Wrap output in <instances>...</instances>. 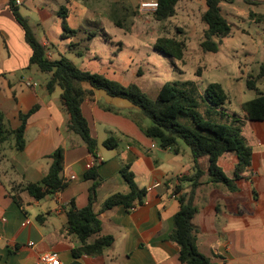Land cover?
<instances>
[{"label":"crops","instance_id":"0c3cea01","mask_svg":"<svg viewBox=\"0 0 264 264\" xmlns=\"http://www.w3.org/2000/svg\"><path fill=\"white\" fill-rule=\"evenodd\" d=\"M139 1L92 0V5L90 1L65 0L68 6L75 7L74 11L67 8V22L78 34L92 33L95 39L98 34L86 33L84 28L89 24L85 23L87 18L96 15L104 20L101 26L123 29L122 20L130 15L131 9L137 8ZM98 2L108 4V9L96 10ZM23 4L21 0L18 9ZM70 19L81 22L78 26L70 25ZM100 32L103 40L111 43L104 28ZM39 43L48 49L46 38ZM118 44L122 46L121 41ZM30 57L31 49L8 7V0H0V116L4 127L17 129L19 114L38 105L26 124L24 149L16 151L12 138L0 145V264H37L40 256L49 252L56 253L63 264L74 261L72 250L81 244L67 231L66 213L70 203L77 209L89 204L94 181L84 178L88 164H96L100 179L92 209L99 216L101 234L112 235L114 243L101 256L81 255L78 262L108 264L110 258H120L124 264H181L178 248L169 241V235L179 208L177 198L190 190V184L180 178L194 174L187 148L177 155L159 148L136 124L137 108L126 100L93 90L92 96L82 101L81 111L97 142L94 160L80 137L66 129L68 116L60 103V88L47 93V76L29 65ZM64 57L78 67L75 57H81L71 52ZM82 87L90 89L87 84ZM243 103L239 113L228 109L227 112L241 121L242 136L252 150L250 167L234 180L236 157L233 153L222 155L218 166L235 182L237 190L229 192L208 184L207 176L203 175L194 197L198 210L193 219L198 231V251L214 264H264V122L246 120L241 109ZM142 125L147 126L145 121ZM109 137L116 139L115 149L103 146ZM58 148L63 149L61 176L68 186L37 201L26 186L41 182L49 170L50 156ZM123 164L130 166L136 186L146 190L144 203L130 211L118 206L101 212L108 197L129 191L119 173ZM207 164V158L199 161L202 171Z\"/></svg>","mask_w":264,"mask_h":264},{"label":"trees","instance_id":"16d2710c","mask_svg":"<svg viewBox=\"0 0 264 264\" xmlns=\"http://www.w3.org/2000/svg\"><path fill=\"white\" fill-rule=\"evenodd\" d=\"M156 1L158 9L154 19L161 22L175 15L176 7L181 0ZM223 2L231 4L232 0H204L205 10L200 16L204 30L199 44L203 52L217 53L222 40L229 37L231 33L232 25L222 14ZM8 7L22 27L24 41L31 49L29 65L36 66L47 76L45 84L47 93L51 94L56 87L60 88V103L68 116L66 129L80 137L94 160L97 158V142L91 135L81 111L82 101L90 98L93 90H100L110 97L126 100L137 108L136 124L146 137L158 143L159 148L176 155L187 148L194 174L191 177L180 178L190 184V190L177 198L179 208L173 216V228L169 241L178 248V260L181 264H214L198 251L196 243L198 231L193 224V219L198 212L194 206V197L200 185L198 180L206 175L208 184L235 192L237 190L235 182L224 174L218 166V160L227 153L235 155L234 180H237L250 167L252 157V150L242 136L241 121L234 114L230 115L227 112L226 107L230 104V98L222 86L217 83L209 84L199 96L191 82L165 83L157 92L155 99L151 100L134 84L122 85L103 74L81 70L62 55L52 60L46 55L45 46L35 38L27 20L20 15L15 0H8ZM58 17L61 20L62 39L73 38L79 33L68 25L67 8L61 7ZM261 18L264 19V16L259 19ZM94 36L95 34H88L87 39L91 40ZM77 45L70 43L69 49L75 51V48L79 46ZM184 49V42L173 37H160L154 44L155 51L176 61L182 60ZM74 54L82 57L79 50H76ZM257 78L264 80V63L259 68ZM83 84H87L90 89H84ZM246 87L254 91L256 96L242 104L241 109L245 119L264 122V93L257 92L255 80L249 79ZM37 109L38 105L25 114H19L20 125L15 130L6 129L0 116V145L12 138L15 150L21 152L25 146L24 132L27 121ZM144 120H148L150 124L143 126ZM103 146L109 150L115 149L117 141L109 137ZM202 158L208 159L205 171H202L199 165ZM50 159L49 170L41 182L26 186V191L37 201L55 195L68 186V182L61 176L63 149L58 148ZM95 165H92L84 176L85 179L94 181L90 188L89 204L82 209H77L73 203H70L66 213L67 231L75 235L81 244L80 248L72 250L74 261L70 264H81L77 260L81 255L101 256L114 243L112 235L101 234L99 216L92 209L95 191L100 181ZM119 173L129 191L108 197L102 205L101 212L111 211L118 206L130 211L144 203L146 190L136 186L130 166L123 164ZM13 200L17 203L15 198Z\"/></svg>","mask_w":264,"mask_h":264},{"label":"rangeland","instance_id":"374dc122","mask_svg":"<svg viewBox=\"0 0 264 264\" xmlns=\"http://www.w3.org/2000/svg\"><path fill=\"white\" fill-rule=\"evenodd\" d=\"M62 6L75 10L65 0H24L23 6L19 7L36 39L41 42L46 38V55L52 60L58 58V53L69 57L70 52L79 50L84 56L75 57L78 67L90 73H107L108 79H117L122 85L134 84L151 100L165 83L191 82L199 96L207 85L217 83L228 94L230 104L226 108L233 113L241 111V102L256 96L246 87L249 79L256 81L257 92L264 93V80L257 78L264 63V19H259L264 16V0H232L231 4H221L222 14L232 25V30L214 54L203 52L199 45L204 30L200 21L204 0H191V3L181 0L176 15L161 22L154 19V14L146 16L137 8L131 9L130 15L122 20L123 29L101 26L104 20L91 16L85 20L89 24L84 28L86 33L98 34L93 41L83 34H77L73 39H61V20L57 13ZM101 9H108V4L96 3V10ZM80 22L69 20L70 25L78 26ZM100 28H104L111 43L103 40ZM160 37H173L184 42L181 61L169 59L154 50L155 41ZM69 42L79 45L75 51L69 49ZM144 121L150 124L148 120ZM108 264H124V261L110 258Z\"/></svg>","mask_w":264,"mask_h":264},{"label":"built area","instance_id":"2783aa9c","mask_svg":"<svg viewBox=\"0 0 264 264\" xmlns=\"http://www.w3.org/2000/svg\"><path fill=\"white\" fill-rule=\"evenodd\" d=\"M15 4L17 6L21 5V0H15ZM137 9L140 14L150 16V15L155 14V12L157 11L158 2L156 0H140L138 2ZM90 168H91V164H88L87 169H90ZM37 264H63V263L56 253L49 252V253H45L41 255Z\"/></svg>","mask_w":264,"mask_h":264}]
</instances>
